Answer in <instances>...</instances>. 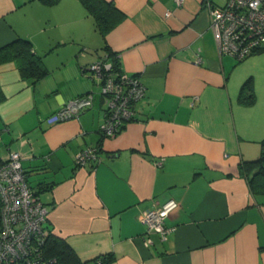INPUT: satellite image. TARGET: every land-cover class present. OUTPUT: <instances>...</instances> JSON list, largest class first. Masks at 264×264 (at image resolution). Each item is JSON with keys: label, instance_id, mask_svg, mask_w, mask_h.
Wrapping results in <instances>:
<instances>
[{"label": "crops", "instance_id": "1", "mask_svg": "<svg viewBox=\"0 0 264 264\" xmlns=\"http://www.w3.org/2000/svg\"><path fill=\"white\" fill-rule=\"evenodd\" d=\"M103 1L123 15L105 37L81 0H0V48L27 39L47 69L23 78L16 61L0 62V160L20 152L50 233L81 262L111 254L110 264H264V194L250 183L264 108L255 93L240 100L213 37L207 6L227 0ZM110 52L145 92L134 119L105 137L88 65ZM89 91L76 117L47 122ZM88 147L97 159L76 165ZM169 199L178 205L163 239L141 214Z\"/></svg>", "mask_w": 264, "mask_h": 264}, {"label": "built area", "instance_id": "2", "mask_svg": "<svg viewBox=\"0 0 264 264\" xmlns=\"http://www.w3.org/2000/svg\"><path fill=\"white\" fill-rule=\"evenodd\" d=\"M181 4L183 0H175ZM210 28L220 55L242 60L264 47V0H227L223 6H207ZM99 87L104 105L103 121L98 127L105 137L113 136L134 119L133 103L143 98L145 87L138 74L115 71L108 57L88 65ZM89 91L71 99L46 118L47 122L64 121L78 115L79 109L92 103ZM97 147L75 154L76 165L97 159ZM174 199L142 211L146 232L165 238L171 228L165 225L169 213L177 207ZM47 207L34 194L21 164L19 151L11 150L0 160V264H56L44 256Z\"/></svg>", "mask_w": 264, "mask_h": 264}, {"label": "trees", "instance_id": "3", "mask_svg": "<svg viewBox=\"0 0 264 264\" xmlns=\"http://www.w3.org/2000/svg\"><path fill=\"white\" fill-rule=\"evenodd\" d=\"M81 1L94 16L96 26L104 37L123 17L121 13L112 14L109 12L103 0ZM260 50H264V47L255 52ZM107 55L113 64L114 70L119 71L120 64L117 57L111 52ZM9 60L17 62L23 78L39 79L47 73L41 58L33 52L32 45L27 39L19 37L0 48V62ZM250 84L251 78H248L240 86L239 97L242 102L252 103L254 100V93ZM261 143L264 146V139H262ZM251 164L257 168L250 181L252 191L264 194V150H262L260 157L252 161ZM34 194L37 195L35 191ZM45 227L47 234L43 244L44 256L48 259H55L56 264H110L112 262L113 257L111 254L100 255L90 263L81 262L67 243L50 233L46 224Z\"/></svg>", "mask_w": 264, "mask_h": 264}, {"label": "rangeland", "instance_id": "4", "mask_svg": "<svg viewBox=\"0 0 264 264\" xmlns=\"http://www.w3.org/2000/svg\"><path fill=\"white\" fill-rule=\"evenodd\" d=\"M222 5L223 3H216ZM224 59L232 62L231 77L239 78L240 85L248 78H251V89L257 97V105L264 108V50L252 53L242 60L230 58L224 54Z\"/></svg>", "mask_w": 264, "mask_h": 264}]
</instances>
